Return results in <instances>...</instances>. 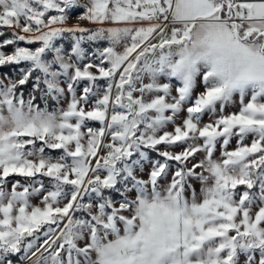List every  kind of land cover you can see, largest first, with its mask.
I'll use <instances>...</instances> for the list:
<instances>
[{"label":"snow or ice","instance_id":"6c2138e0","mask_svg":"<svg viewBox=\"0 0 264 264\" xmlns=\"http://www.w3.org/2000/svg\"><path fill=\"white\" fill-rule=\"evenodd\" d=\"M0 264H264V0H0Z\"/></svg>","mask_w":264,"mask_h":264},{"label":"built area","instance_id":"2783aa9c","mask_svg":"<svg viewBox=\"0 0 264 264\" xmlns=\"http://www.w3.org/2000/svg\"><path fill=\"white\" fill-rule=\"evenodd\" d=\"M81 11V9H79V8H77V9H73L72 10V17H73V20H75V18H76V14L78 13V12H80Z\"/></svg>","mask_w":264,"mask_h":264}]
</instances>
